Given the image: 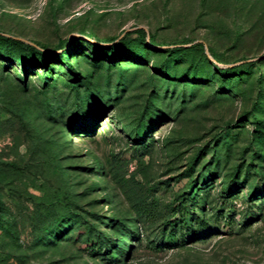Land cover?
Returning <instances> with one entry per match:
<instances>
[{
  "label": "rangeland",
  "instance_id": "374dc122",
  "mask_svg": "<svg viewBox=\"0 0 264 264\" xmlns=\"http://www.w3.org/2000/svg\"><path fill=\"white\" fill-rule=\"evenodd\" d=\"M0 34V264H264V0H0Z\"/></svg>",
  "mask_w": 264,
  "mask_h": 264
},
{
  "label": "trees",
  "instance_id": "16d2710c",
  "mask_svg": "<svg viewBox=\"0 0 264 264\" xmlns=\"http://www.w3.org/2000/svg\"><path fill=\"white\" fill-rule=\"evenodd\" d=\"M134 33H136V35H138L139 37L141 38H144L145 37V31L142 29V28H137L134 30ZM130 34V33H128ZM0 39H5L6 41L10 42V43H13V44H16V45H24V43L16 38H12V37H5L3 35L0 34ZM26 48H30V46L28 45H25ZM248 63H243L241 65H234V66H231V67H227V68H223L222 71L227 73V72H231V71H234L236 70L238 67H243L245 65H247ZM65 66L68 68V69H72V67L70 66V63L68 61L65 62ZM192 185V183H191ZM190 199H192L193 204L195 202H198L196 201V199H194V195H191L190 196ZM190 205V207L188 208L187 205L184 203V201H182V217H181V221H182V227L183 226H192L193 223L191 222V215L192 213H195L194 211H191V214H190V210H193L194 208V205ZM196 205V204H195ZM190 209V210H189ZM199 217L197 215L194 216V219L197 220V222L199 223V225H203L201 222L203 221V219H198ZM176 223V222H175ZM171 228H170V231L168 233V235L166 236V241H164V244H166L165 246H177V245H181L185 242L184 239H182V242L179 243L180 241L178 239H176V224L174 225H170ZM94 242V241H92ZM99 243H103V241H99L97 242V244L99 245ZM93 246V245H92ZM101 246H98V250L100 249ZM99 252V251H98ZM96 253V254H99V253Z\"/></svg>",
  "mask_w": 264,
  "mask_h": 264
}]
</instances>
